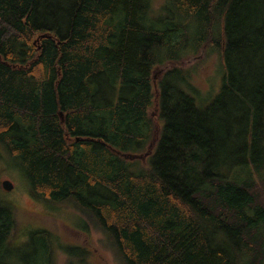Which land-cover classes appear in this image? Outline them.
I'll use <instances>...</instances> for the list:
<instances>
[{"label": "trees", "instance_id": "trees-1", "mask_svg": "<svg viewBox=\"0 0 264 264\" xmlns=\"http://www.w3.org/2000/svg\"><path fill=\"white\" fill-rule=\"evenodd\" d=\"M0 149L118 264H264V0H0ZM15 223L0 196V264H59Z\"/></svg>", "mask_w": 264, "mask_h": 264}, {"label": "rangeland", "instance_id": "rangeland-1", "mask_svg": "<svg viewBox=\"0 0 264 264\" xmlns=\"http://www.w3.org/2000/svg\"><path fill=\"white\" fill-rule=\"evenodd\" d=\"M162 2L163 0H153V7L157 8ZM187 57L183 59L184 67L195 87V93L201 98H211L218 92L221 83L218 53L208 50L204 58L196 54ZM156 113L157 111H154L155 116ZM143 159L147 162L149 155L143 156ZM134 168L133 166L132 169ZM4 179L12 182L13 188L10 191L2 188L1 182ZM0 196L13 206L16 220L14 243L27 241L31 232L43 228L55 234L56 258L59 264H66L67 258L74 264H118L110 251L98 248L101 234L87 230L82 218L75 211L63 204L46 203L33 197L29 192L27 178L19 168L11 166L2 149H0ZM58 245L67 246L68 250L76 249L68 252L66 256Z\"/></svg>", "mask_w": 264, "mask_h": 264}, {"label": "water", "instance_id": "water-1", "mask_svg": "<svg viewBox=\"0 0 264 264\" xmlns=\"http://www.w3.org/2000/svg\"><path fill=\"white\" fill-rule=\"evenodd\" d=\"M1 186L3 189L9 191L13 188V184L10 180L8 179H4L2 182H1Z\"/></svg>", "mask_w": 264, "mask_h": 264}, {"label": "bare ground", "instance_id": "bare-ground-1", "mask_svg": "<svg viewBox=\"0 0 264 264\" xmlns=\"http://www.w3.org/2000/svg\"><path fill=\"white\" fill-rule=\"evenodd\" d=\"M10 191V190H9Z\"/></svg>", "mask_w": 264, "mask_h": 264}]
</instances>
